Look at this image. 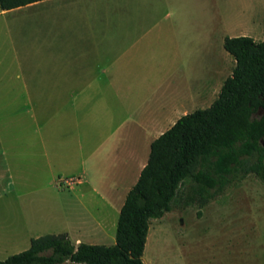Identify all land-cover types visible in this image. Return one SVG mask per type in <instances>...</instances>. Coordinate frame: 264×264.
Segmentation results:
<instances>
[{
	"label": "crops",
	"instance_id": "1",
	"mask_svg": "<svg viewBox=\"0 0 264 264\" xmlns=\"http://www.w3.org/2000/svg\"><path fill=\"white\" fill-rule=\"evenodd\" d=\"M193 1L0 8V259L49 232L112 239L151 142L209 107L232 73L230 33L188 22ZM60 176L77 182L58 185ZM8 208L22 214L23 231Z\"/></svg>",
	"mask_w": 264,
	"mask_h": 264
},
{
	"label": "trees",
	"instance_id": "2",
	"mask_svg": "<svg viewBox=\"0 0 264 264\" xmlns=\"http://www.w3.org/2000/svg\"><path fill=\"white\" fill-rule=\"evenodd\" d=\"M35 1L0 0V8ZM223 47L234 58L231 75L209 107L182 115L151 142L120 207L113 244L74 245L66 233H47L0 264H144L151 219L174 206L202 208L249 175L264 183V34L260 41L225 36Z\"/></svg>",
	"mask_w": 264,
	"mask_h": 264
},
{
	"label": "rangeland",
	"instance_id": "3",
	"mask_svg": "<svg viewBox=\"0 0 264 264\" xmlns=\"http://www.w3.org/2000/svg\"><path fill=\"white\" fill-rule=\"evenodd\" d=\"M206 2L203 7V1H193L195 14L188 22L211 26L215 23L217 36L225 29L229 36L246 31L239 35L262 40L264 0ZM202 7L218 10H200ZM67 177L74 176H60L57 181ZM6 210L8 217L13 218L12 226L21 231L22 214L18 211L17 216V208ZM58 223L49 226L55 228ZM114 237L115 228L111 240L88 241L111 245ZM143 254L147 264H264V183L249 175L202 208L174 206L162 217L150 220Z\"/></svg>",
	"mask_w": 264,
	"mask_h": 264
},
{
	"label": "built area",
	"instance_id": "4",
	"mask_svg": "<svg viewBox=\"0 0 264 264\" xmlns=\"http://www.w3.org/2000/svg\"><path fill=\"white\" fill-rule=\"evenodd\" d=\"M77 182V179L74 177L59 178L57 183L58 185L71 186Z\"/></svg>",
	"mask_w": 264,
	"mask_h": 264
},
{
	"label": "bare ground",
	"instance_id": "5",
	"mask_svg": "<svg viewBox=\"0 0 264 264\" xmlns=\"http://www.w3.org/2000/svg\"><path fill=\"white\" fill-rule=\"evenodd\" d=\"M28 216V215H27ZM143 259H145V256H144V254H143ZM146 260V259H145Z\"/></svg>",
	"mask_w": 264,
	"mask_h": 264
}]
</instances>
